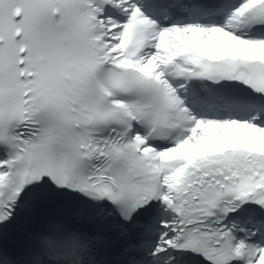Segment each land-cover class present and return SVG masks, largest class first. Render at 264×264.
I'll return each instance as SVG.
<instances>
[{
    "label": "snow or ice",
    "instance_id": "1",
    "mask_svg": "<svg viewBox=\"0 0 264 264\" xmlns=\"http://www.w3.org/2000/svg\"><path fill=\"white\" fill-rule=\"evenodd\" d=\"M0 264H264V0H0Z\"/></svg>",
    "mask_w": 264,
    "mask_h": 264
}]
</instances>
